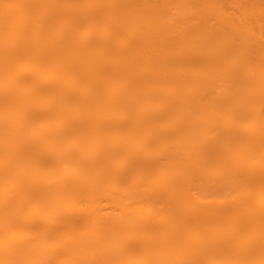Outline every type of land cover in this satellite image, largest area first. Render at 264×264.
<instances>
[{
    "label": "bare ground",
    "instance_id": "1",
    "mask_svg": "<svg viewBox=\"0 0 264 264\" xmlns=\"http://www.w3.org/2000/svg\"><path fill=\"white\" fill-rule=\"evenodd\" d=\"M0 264H264V0H0Z\"/></svg>",
    "mask_w": 264,
    "mask_h": 264
}]
</instances>
